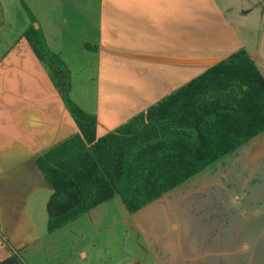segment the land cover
<instances>
[{
	"label": "crops",
	"instance_id": "1",
	"mask_svg": "<svg viewBox=\"0 0 264 264\" xmlns=\"http://www.w3.org/2000/svg\"><path fill=\"white\" fill-rule=\"evenodd\" d=\"M30 26L41 30L68 69L72 105L95 115V139L239 51L253 59L264 78V0H0V264H28V259L42 264L37 244L49 239L47 202L53 190L37 159L80 134L47 68L23 36ZM89 93L87 108L81 102ZM259 139L264 145V133L253 141ZM253 141L242 151L252 153ZM259 162L252 165L259 169ZM217 175L222 181L202 173L145 206L144 213L166 210L162 203L170 196L191 197L187 211L180 208L165 226L167 233L182 228L184 237L163 245L161 253L153 251L152 264H264L261 182L236 191L231 176ZM250 188H255L254 201ZM208 197L215 198L212 205ZM223 201L230 207L236 202L230 219L213 222L218 215L208 209L216 206L219 212ZM110 202L121 208L117 200L105 202L69 227H84V220L89 226L92 214L101 211L103 218ZM141 213L132 216L130 226L139 228L135 218ZM88 252H78L81 263L94 257ZM67 260L80 263L71 256Z\"/></svg>",
	"mask_w": 264,
	"mask_h": 264
},
{
	"label": "trees",
	"instance_id": "2",
	"mask_svg": "<svg viewBox=\"0 0 264 264\" xmlns=\"http://www.w3.org/2000/svg\"><path fill=\"white\" fill-rule=\"evenodd\" d=\"M23 36L80 130L37 159L53 190L47 202L51 238L105 202L117 200L133 214L202 173L222 181L218 167L264 133V78L239 51L95 139V115L69 101L70 75L59 54L41 30L30 26Z\"/></svg>",
	"mask_w": 264,
	"mask_h": 264
},
{
	"label": "rangeland",
	"instance_id": "3",
	"mask_svg": "<svg viewBox=\"0 0 264 264\" xmlns=\"http://www.w3.org/2000/svg\"><path fill=\"white\" fill-rule=\"evenodd\" d=\"M70 98L69 95V101L73 103ZM81 103L87 108L91 107L92 97L90 93L87 96V100ZM253 142L254 144L251 146L255 145V142L256 145L252 153L249 151L247 152V149L241 150L235 157L227 159L222 167H218V172L225 175L223 177L225 180H228L230 178L229 176H231V184L236 191H241L243 185L247 183L255 187L257 180L261 182L260 185L263 186L262 191H264V148H262L264 145L261 139ZM245 157L249 158V160L251 158L252 162H246ZM252 158L254 160H252ZM258 159L260 160L258 163L259 169H256L252 164H255ZM225 183L227 182H224V184ZM254 190L251 188L249 189L250 200L255 197ZM179 195L181 196V194ZM235 196L240 199L241 193H236ZM255 199L256 198L252 201ZM166 200V202L162 203L166 210H149L144 213L143 210H145V207H143L133 214L128 213L123 207L119 209L116 203L113 205V203L110 202L106 204L108 207L105 205L106 211L103 214V218L101 217L102 211L94 213L92 214V223L89 226L86 225V221L84 220V227H81L77 223L73 225L74 227L70 226L67 229H63L60 234H55V236L60 235L56 239L48 236L49 239L45 240L44 245L42 243L37 244V256L42 257L43 255L39 263L67 264L69 256L74 257L77 262H80L78 252L87 250L89 251L88 253L91 252L94 254V257H88L83 263L80 262L77 264H152V262H154L152 261L153 251L161 253L164 251L163 245L168 242V245H171L173 240L176 242L180 237H184L181 232L182 228L177 230L170 229V233H167L168 230L165 226L168 217L172 216V218L176 219V212L180 208L183 209V212L187 211L186 207L187 204H190L191 197L175 198L170 196ZM214 200L215 198L208 197V201L211 205ZM232 203V207H230V202L227 205V201H223V207L219 209V212H217L218 208L216 210V206L210 207L208 209L209 212L213 208V213H211V215H218V217L214 216L215 221L213 220V222H216L218 219L217 223H219L220 220L230 219L236 202ZM183 212L180 214L182 215V219L184 216ZM139 213L141 214L135 218V223L139 228H134V226H130L131 223H129V221L132 219V216ZM234 218L236 217L234 216ZM100 220H104V225L99 228L97 225ZM184 220L192 224L186 213ZM74 241H76L77 247L74 245ZM41 249L45 251L42 252L43 254L40 252ZM23 256L25 255L23 254ZM82 256L84 257V254H82ZM99 259H101V261ZM28 264H37V261L34 262L28 259Z\"/></svg>",
	"mask_w": 264,
	"mask_h": 264
}]
</instances>
